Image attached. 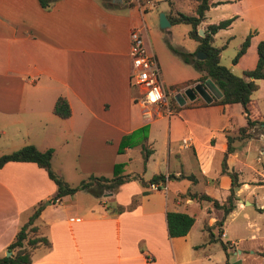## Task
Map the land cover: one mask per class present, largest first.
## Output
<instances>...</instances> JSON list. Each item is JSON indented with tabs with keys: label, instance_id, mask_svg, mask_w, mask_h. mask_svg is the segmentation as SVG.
<instances>
[{
	"label": "crops",
	"instance_id": "obj_1",
	"mask_svg": "<svg viewBox=\"0 0 264 264\" xmlns=\"http://www.w3.org/2000/svg\"><path fill=\"white\" fill-rule=\"evenodd\" d=\"M44 1L46 5L41 0H0V154L28 143L40 150L53 147L52 169L73 184L71 179L79 182L90 174L112 176L116 162L123 163L122 173H129L132 150L138 148L142 170L129 174L137 173L145 180L155 172L175 176L159 181L165 187L152 188L130 179L100 196L80 189L52 201L57 185L45 168L30 160H8L0 166V256L33 207L42 202L35 222L51 245L35 247L30 264H206L203 258H209L210 245L206 227L216 229L221 209L188 192L206 193L223 202L230 192L232 172L237 183L233 209L245 200L248 203L250 195L251 203L261 206L256 188L264 185L260 182L264 163L257 166L264 154V122L241 133L247 118L238 101L206 102L197 94L180 104L175 94L192 85L185 84L187 80L201 81L204 72L198 69L193 76L168 77L164 82L166 92L173 91L168 94L171 114L156 113V108L148 111L135 100L139 89L129 81V32L133 27L143 29L154 51L145 22V11L153 4L144 8L127 0ZM218 2L221 19L234 18L213 34V45L217 32L230 38L239 28L241 44L252 31L249 45L236 62H232L235 53L222 62L226 42L215 45L221 47L219 62L243 75V70L255 66L257 43L264 38V0ZM215 5L213 0L209 8ZM205 18L201 22L207 25ZM158 63L163 77L170 76L166 63ZM257 82L259 87L248 103L249 115L264 121V78ZM59 95L67 98L71 108L67 117L53 111ZM145 124L147 136L119 152L122 136ZM228 136L233 150L226 152ZM142 143L152 148L146 162ZM252 151H257L255 160ZM151 163L157 169L163 163L165 170L145 176ZM240 163L251 169L250 176L243 175ZM83 192L92 199L84 197L80 204L78 196ZM134 195L133 208L112 210L117 203L127 206ZM46 199L50 202L44 203ZM168 210L194 216L185 235L169 236ZM199 213L202 226L194 232ZM203 242L204 246L194 247Z\"/></svg>",
	"mask_w": 264,
	"mask_h": 264
},
{
	"label": "trees",
	"instance_id": "obj_2",
	"mask_svg": "<svg viewBox=\"0 0 264 264\" xmlns=\"http://www.w3.org/2000/svg\"><path fill=\"white\" fill-rule=\"evenodd\" d=\"M43 5L47 4V1L41 0ZM213 3V0H197L195 10L192 13H186L178 11L173 14L167 13L171 24L178 22H185L191 25L188 31L189 36L199 41L194 51H184L175 48L170 45L171 49L179 54L181 58L188 63H191L196 69L203 71V75L199 80L204 81L206 78H211L219 89L222 91L220 98H213V102L227 103L238 101L242 104L243 110L247 118V126H241L240 132H244L246 128L256 122H264L251 119L249 115L248 103L251 100V94L259 87L257 79L264 78V38H261L257 43V61L254 67L243 70V75L234 73L228 66L219 62L220 59V46L212 44L213 34L220 28L228 26L233 20L232 17L222 18L217 22L208 23L203 29L204 34L198 33L199 23L205 18V12L209 6ZM252 31L248 32L242 40L239 48L232 57V62H236L238 57L246 50L249 45ZM203 50L206 55L203 58L196 57V51ZM194 80H188L185 84L193 83ZM204 102V101H203ZM206 103V102H204ZM53 111L61 117H67L71 113V108L67 101V98L63 95H59L53 105ZM148 126L142 125L135 128L131 132L122 136L118 151L122 152L125 146H132L137 143L139 139H143L147 136ZM249 134V133H248ZM233 145L231 143V137L228 136L227 151H232ZM141 152L143 161L146 162L149 154L152 152V148L147 147L144 143L141 145ZM53 154V147H48L44 150L38 149L34 144H24L21 147L0 154V166H2L8 160H30L36 162L37 165L46 169L49 177H51L56 185V191L51 197L52 201L60 198L62 195L74 193L80 189H86L96 196H100L106 190H115L121 183L130 180L138 179L143 185H149L152 182L165 181L167 178H173L175 175L172 172L167 174L163 172H155L147 180L143 179L139 174L122 173L123 163L116 162L114 164L113 175L108 177L105 175L90 174L87 178L81 179L75 184L68 183L62 176L55 173L51 167V157ZM232 177V183L230 192L227 194L223 202H219L218 199L206 194L188 192L191 197H198L210 200L215 207L221 209V215L215 221V227H217L218 235L219 231H222V223L227 213H229L235 206L236 195L234 187L236 186V180L234 173L230 172ZM180 176H188L180 174ZM264 183V181H260ZM137 203L136 195L132 197L131 202L124 206L117 203L113 206L112 210L116 212L123 211L125 208L131 209ZM43 205L42 202L37 203L29 215L28 219L20 225L15 232L13 239L8 243L7 249L13 250L10 255H1L0 264H30L32 261L33 249L37 246H50L51 241L49 238L42 234L39 230L38 224L35 222ZM194 216L177 210H168L166 212L167 230L169 236L185 235L191 225L194 222ZM207 228V241L211 242L215 240V237L211 227ZM222 247L227 252V241H223L220 237ZM205 243L195 244V248L204 246ZM227 264V261H225Z\"/></svg>",
	"mask_w": 264,
	"mask_h": 264
},
{
	"label": "rangeland",
	"instance_id": "obj_3",
	"mask_svg": "<svg viewBox=\"0 0 264 264\" xmlns=\"http://www.w3.org/2000/svg\"><path fill=\"white\" fill-rule=\"evenodd\" d=\"M128 1V0H127ZM154 7L145 11V22L148 28V36L150 38L151 44L155 51L156 57L158 60H162L168 66L170 71V76H165L163 78L164 82H168V77L178 78L180 76H193L197 69L188 62H185L179 54L174 52L170 45L188 51L195 48L198 43V40L189 36L188 31L191 28V25L185 22H178L170 24L166 27H161L158 21L159 11H167L169 14L176 13L178 11H183L186 13H192L195 10L197 0H139L140 6L147 8L150 5V2ZM219 0H215L216 5L210 7L206 12L205 22H217L221 19L222 10L219 6ZM128 3L137 4L136 1H128ZM206 24L202 22L199 23V28H204ZM228 35L222 36L217 32L214 37V44L221 45L226 42L228 47H225V50L222 52V62H228L232 54L236 52L237 45L240 44L241 37L239 28L235 30V36L227 38ZM188 81V80H187ZM193 84V83H189ZM180 87V86H179ZM183 88V87H181ZM3 141V139L1 138ZM1 144V143H0ZM133 159L127 167V171L130 173L132 171L141 172L142 161L140 160V152L138 153V148H133L132 150ZM0 152H3L0 145ZM2 154V153H1ZM257 151H252L251 157L255 160ZM261 161L257 163V166L261 167L264 163V154H260ZM144 171L145 176L151 175L152 170H165V166L161 163L159 169L151 167ZM240 167L244 168L246 173H243L244 176L251 175V169L247 168L242 163L239 164ZM79 179H71L73 184L77 183ZM264 181V180H262ZM72 184V183H71ZM237 186V185H236ZM237 188V187H236ZM257 197L263 204L256 207L255 204H252L253 201L252 195L248 196V203H240L238 207L233 209L224 219L222 223V231H219L217 227L213 231L215 240L210 242L209 245V258H203L206 264H264V185L256 188ZM246 192V190L244 191ZM79 197L78 202L82 204L84 202V197H89L92 199L91 194L88 192H83ZM243 192H240L238 196L243 198ZM85 195V196H83ZM239 199V198H238ZM48 199L44 201L47 202ZM252 200V201H250ZM199 215H201L199 213ZM221 213L219 214V216ZM203 215L198 217L197 221L194 224V232L197 231V227L202 226ZM223 228L226 231L223 235ZM225 239H235L237 241L232 243H227V248L229 247L228 254H226L225 249L222 247L221 241L219 238ZM236 249H239L236 251ZM235 251V252H234Z\"/></svg>",
	"mask_w": 264,
	"mask_h": 264
},
{
	"label": "built area",
	"instance_id": "obj_4",
	"mask_svg": "<svg viewBox=\"0 0 264 264\" xmlns=\"http://www.w3.org/2000/svg\"><path fill=\"white\" fill-rule=\"evenodd\" d=\"M128 1H136L140 6L139 0ZM129 41V81L139 89V94L135 100L148 111L156 108V113L164 111L166 114H171L172 108L168 94H173V91L167 93L165 90L158 59L154 51L149 48L143 29L133 27L129 32ZM183 142H187L186 138L183 139ZM150 186L152 188L165 187L159 182H152Z\"/></svg>",
	"mask_w": 264,
	"mask_h": 264
},
{
	"label": "water",
	"instance_id": "obj_5",
	"mask_svg": "<svg viewBox=\"0 0 264 264\" xmlns=\"http://www.w3.org/2000/svg\"><path fill=\"white\" fill-rule=\"evenodd\" d=\"M158 21L161 27H166L171 24L164 11H159ZM198 33L203 35V29L198 28ZM205 55L206 53L203 50L198 49L196 51L197 58H203ZM197 94L200 95L206 102H210L213 98H220L222 96V91L211 78H206L203 82L198 81L190 86H186L182 91L175 94V98L180 104H182L185 101V97L194 99ZM47 202H50V200ZM10 253L11 250L7 249L5 255H10Z\"/></svg>",
	"mask_w": 264,
	"mask_h": 264
}]
</instances>
